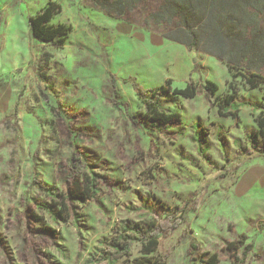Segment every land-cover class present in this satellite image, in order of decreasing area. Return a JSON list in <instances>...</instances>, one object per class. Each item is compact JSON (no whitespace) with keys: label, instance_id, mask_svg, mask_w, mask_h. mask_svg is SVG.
Segmentation results:
<instances>
[{"label":"rangeland","instance_id":"obj_1","mask_svg":"<svg viewBox=\"0 0 264 264\" xmlns=\"http://www.w3.org/2000/svg\"><path fill=\"white\" fill-rule=\"evenodd\" d=\"M48 1L0 0V264H104L89 258L120 220L142 221L143 205L162 216L197 191L202 199L186 212L187 224L166 231L156 253L166 254L167 264H204L212 253L218 264H234L225 245L244 233L253 247L241 264H264V156L245 158L237 146L255 126L251 108L241 105L238 118L220 116L203 90L211 81L225 93L227 66L166 37L172 26L146 23L161 0H142L120 16L95 0H56L61 10L53 22L71 30L62 45L41 43L31 38L27 17ZM43 71L53 88L40 84ZM168 78L173 86L192 81L201 88L194 98L166 96V108L181 114L182 134L132 121L143 112L133 85L154 88ZM56 92L64 120L54 111ZM238 93L240 101L258 103L264 91L239 85ZM194 121L209 160L190 139ZM67 124L107 178L95 200L77 207V225L40 208L47 198L33 181L37 171L40 180L64 187Z\"/></svg>","mask_w":264,"mask_h":264},{"label":"trees","instance_id":"obj_2","mask_svg":"<svg viewBox=\"0 0 264 264\" xmlns=\"http://www.w3.org/2000/svg\"><path fill=\"white\" fill-rule=\"evenodd\" d=\"M95 1L108 14L120 16L125 9L132 10L142 0ZM60 10L61 4L58 1L49 0L37 12L29 14L27 20L31 38L41 43L58 46L64 44L71 27L66 23L53 22L54 16ZM145 22L172 26L165 33L166 37L184 44L189 50L200 49L211 54L227 66L231 75L227 91L217 94V85L206 81L203 86L206 98L209 102L213 98L212 104L217 106V113L223 117L238 118L240 106L247 104L251 108L255 126L244 132L243 141L237 140L238 150L248 159L264 156V93L258 103L238 101L237 96L239 85L245 89L264 91V0H161ZM44 72L37 73L39 82H43L40 84L53 88ZM238 78L240 81L237 83ZM131 83L134 84V81L131 80ZM133 86L143 106L141 116L134 117L133 122L139 125L142 123V127L158 133L170 127L175 128L170 133H183L181 114L166 108V96L194 98L201 90L197 84L187 81L181 87L173 86L168 78L154 88L142 89L135 84ZM23 93L24 88L16 101V108ZM56 96L54 111L62 118L61 113L65 112L64 103L57 92ZM191 128L190 139L196 144L197 153L209 160L208 145L203 137L200 121H194ZM67 129L71 152L60 165L64 187L59 189L40 180L37 171H34L33 181L47 198L37 202L39 207L48 212L53 220L70 219L77 225V207L86 201L95 200L107 178L100 171L102 165L94 162L88 151L75 141L77 132L68 124ZM201 199L202 195L197 191L182 206L164 208L162 216L151 213L152 207L145 210L146 206L143 205L140 209L143 214L142 221L127 218L120 220L114 226L111 237L99 241L100 246L89 261L96 260L104 264H167V255L156 253L160 238L166 231L187 224L186 212ZM149 215L151 217L147 218ZM31 216L40 220L34 213ZM134 246L137 247L138 254H133ZM190 247L194 251L197 245L191 242ZM252 247L253 243L247 242L244 233L238 234L236 239L226 242L225 245L234 264H241ZM204 264H218L217 254L208 256Z\"/></svg>","mask_w":264,"mask_h":264},{"label":"crops","instance_id":"obj_3","mask_svg":"<svg viewBox=\"0 0 264 264\" xmlns=\"http://www.w3.org/2000/svg\"><path fill=\"white\" fill-rule=\"evenodd\" d=\"M183 45H184V44H183ZM227 71H228V70H227ZM179 87H181V86H179ZM255 90H256V89H255ZM238 101H240L239 98H238Z\"/></svg>","mask_w":264,"mask_h":264}]
</instances>
